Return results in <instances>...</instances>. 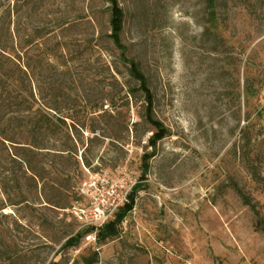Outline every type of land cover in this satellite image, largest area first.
<instances>
[{"label": "rangeland", "instance_id": "374dc122", "mask_svg": "<svg viewBox=\"0 0 264 264\" xmlns=\"http://www.w3.org/2000/svg\"><path fill=\"white\" fill-rule=\"evenodd\" d=\"M119 1L123 41L171 131L155 149L141 107L125 105L136 82L109 36L106 0H0V264H86L95 253L94 264H264V0H219L208 33L206 0ZM29 103L36 116H65L47 132L54 142L81 139L91 165L65 166L77 187L122 168L139 182L154 153L117 237L63 247L80 230L73 200L45 205L42 183L13 160Z\"/></svg>", "mask_w": 264, "mask_h": 264}, {"label": "trees", "instance_id": "16d2710c", "mask_svg": "<svg viewBox=\"0 0 264 264\" xmlns=\"http://www.w3.org/2000/svg\"><path fill=\"white\" fill-rule=\"evenodd\" d=\"M106 1L109 4V36L120 50V59L127 66L129 75L136 82L135 86L126 88L124 96L127 101L125 105L130 109L131 101L134 100V102L141 107V119L147 122L153 129L152 135L148 139V145L155 149L158 142L169 136L171 131L159 118H157L155 113V93L150 86L149 79L141 68L139 61L129 55V47L123 41L122 33L125 26V10L119 0ZM219 8V0H206L207 23H209L210 26L206 27L205 33L211 31L210 28L214 27L215 22H219ZM28 96L32 98V100L29 99L30 103H33V100H35L33 93L31 92ZM16 102L19 105L22 104L18 100ZM30 103L24 108L26 115L23 117L24 120L26 119L28 121L29 127L26 133V142H17L7 139L15 144L18 143L14 145V147H17V149L21 151L19 154L14 153L13 160L17 162L21 168L25 169V171L30 172L38 183H42L41 197L44 199L43 203H46L45 205L57 208H68L70 202L73 200L74 204L76 201L80 200V196L78 193L79 186L77 187L76 183L68 180L69 173L65 166L69 163L73 167L71 171L74 173V171H77L81 167L82 163L90 166L91 162L84 155L85 151H83L82 156H79V143L82 142L81 139H72L70 135H61L56 138L54 142L53 137L47 133L50 132L49 129L52 128L53 124L57 127L66 124L65 116L56 115V113L50 112V110L46 111L41 116H36L33 106ZM24 109L18 107L16 111H22ZM89 130L91 133L95 132L94 128L90 127ZM95 138L96 137L93 136L87 139L93 142ZM119 139L120 137L118 140ZM56 143L60 145H56ZM56 146L62 148L59 149V153H55ZM153 155L154 153H150L143 156L142 175L140 181L134 185L130 193L129 202L123 205L112 219L97 230H95L94 227L80 228L77 233L71 235L65 241L63 244L64 248H73L77 246L85 234L96 233V237L100 241L115 238L120 234V225L136 206V197L138 191L143 188V181L149 171V159ZM57 156L62 158L59 165H56L57 163H55L54 158H51H57ZM71 179L74 180L75 176L71 177ZM20 180L21 177L19 174L12 175L14 184H19ZM237 191L242 196L245 204L250 205L254 211L258 212L251 199H249L241 189L237 188ZM24 201H26V199H24ZM71 207H69V209ZM84 260L86 264H94L98 261V253H95L94 257H85Z\"/></svg>", "mask_w": 264, "mask_h": 264}, {"label": "built area", "instance_id": "2783aa9c", "mask_svg": "<svg viewBox=\"0 0 264 264\" xmlns=\"http://www.w3.org/2000/svg\"><path fill=\"white\" fill-rule=\"evenodd\" d=\"M136 183L137 180L125 168L114 174L96 172L78 187L80 200L73 204L69 213L80 223V228L94 227L97 230L129 202ZM92 235L90 233L88 237Z\"/></svg>", "mask_w": 264, "mask_h": 264}]
</instances>
